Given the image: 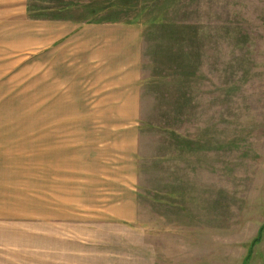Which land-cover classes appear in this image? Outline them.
Listing matches in <instances>:
<instances>
[{"label":"rangeland","instance_id":"374dc122","mask_svg":"<svg viewBox=\"0 0 264 264\" xmlns=\"http://www.w3.org/2000/svg\"><path fill=\"white\" fill-rule=\"evenodd\" d=\"M30 1L97 9H0V264H264V0ZM70 18L138 23V104L50 88Z\"/></svg>","mask_w":264,"mask_h":264},{"label":"crops","instance_id":"0c3cea01","mask_svg":"<svg viewBox=\"0 0 264 264\" xmlns=\"http://www.w3.org/2000/svg\"><path fill=\"white\" fill-rule=\"evenodd\" d=\"M27 2L0 0V9L4 16H17L24 23ZM41 25H46V28L41 30L39 44L47 42L40 48L48 49L49 73L54 76L50 78V88L53 89V81L61 84L59 92H56L58 96L63 95V90L69 95L70 87H74L81 89L76 95L93 99L84 104H138L142 79V36L136 21L81 22L70 18L49 19L42 21ZM82 49L89 50L85 56L92 59L89 60L95 66L92 69L80 67Z\"/></svg>","mask_w":264,"mask_h":264},{"label":"trees","instance_id":"16d2710c","mask_svg":"<svg viewBox=\"0 0 264 264\" xmlns=\"http://www.w3.org/2000/svg\"><path fill=\"white\" fill-rule=\"evenodd\" d=\"M51 2V0H49ZM91 2V0H90ZM76 4V3H73L72 1H67L66 4L64 5H55V4H52L48 7H40V6H32L31 4V1L28 0L27 2V15L31 18H42V11H51L52 9H58V10H67L70 11L71 9H74V8H81L82 10H85L87 12L89 11H92V12H96V9L97 8H89V5L90 4ZM145 9H147V7H144L141 9V11H144ZM72 17V16H71ZM54 18V17H52ZM156 17H152L150 18L149 20H153L152 23H154ZM260 234L261 232L258 233V236L252 241V243H255L257 240L260 239Z\"/></svg>","mask_w":264,"mask_h":264}]
</instances>
